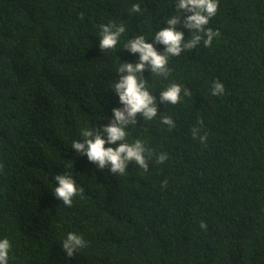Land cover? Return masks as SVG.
Returning a JSON list of instances; mask_svg holds the SVG:
<instances>
[{"label": "trees", "instance_id": "16d2710c", "mask_svg": "<svg viewBox=\"0 0 264 264\" xmlns=\"http://www.w3.org/2000/svg\"><path fill=\"white\" fill-rule=\"evenodd\" d=\"M176 3L0 0V237L12 242L10 264H264V0H219L211 45L170 56L167 77L140 73L158 112L137 114L129 139L167 151L165 164L153 157L142 172L129 162L121 175L72 147L123 107L117 60L139 61L124 43H155L169 17L187 15ZM110 22L126 27L114 50L100 46ZM214 80L224 95H211ZM172 82L191 93L175 105L160 100ZM193 127L208 133L206 145ZM66 172L83 189L70 206L54 191ZM68 231L87 241L71 256Z\"/></svg>", "mask_w": 264, "mask_h": 264}, {"label": "clouds", "instance_id": "9594fccd", "mask_svg": "<svg viewBox=\"0 0 264 264\" xmlns=\"http://www.w3.org/2000/svg\"><path fill=\"white\" fill-rule=\"evenodd\" d=\"M176 7L184 10L187 15L182 20L177 15L169 17L168 26L154 32L155 43L150 42L145 35H138L124 43V46L131 52L139 53V61L133 64L132 62H120L119 58L117 60V70L120 73H126L115 81V90L123 107L113 109L111 122L103 126L102 132L88 125L82 129L83 139L72 142V147L77 153L85 154L100 168L108 166L113 173L125 175L129 162H134L143 172L149 168V160L153 157L157 164H165L170 158L167 151L154 153L143 139H129L128 126L136 125L137 114H141L145 120H152L157 117L158 112L156 97L149 90L140 73L148 66L152 74L167 77L171 71L168 67L170 56H179L183 50L195 48L202 40L205 45H211L218 33L206 25H209L211 19L216 16L219 0H177ZM140 11L139 3L132 6V12ZM181 23L192 33L188 40H185L184 31L177 28V25ZM125 31L124 24L117 25L115 22L103 24L101 48L114 50L120 44ZM156 44L164 45V51L158 50ZM224 93V83L219 80L212 81L211 95L222 96ZM189 95L191 93L182 84L172 82L161 91L160 100L165 104L175 105ZM161 121L169 129L175 127V121L171 116H163ZM198 123L202 125L203 121L200 120ZM191 134L201 144H207L208 133L202 132L201 127H193ZM106 144L109 146L106 147ZM55 180L58 182L54 186L55 195L65 205H72L74 198L83 195V189L71 172L58 174ZM201 226L206 227L203 224ZM86 244L84 237L75 231L66 232L63 239V248L69 256L75 250L85 247ZM11 249L10 238L6 235L0 237V264H10Z\"/></svg>", "mask_w": 264, "mask_h": 264}]
</instances>
